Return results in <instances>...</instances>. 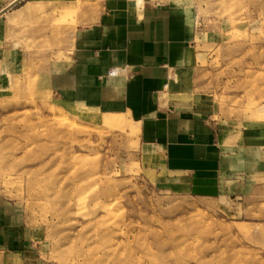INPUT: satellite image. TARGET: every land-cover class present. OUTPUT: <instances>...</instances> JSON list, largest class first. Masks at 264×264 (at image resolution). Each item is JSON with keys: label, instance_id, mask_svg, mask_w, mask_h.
<instances>
[{"label": "rangeland", "instance_id": "obj_1", "mask_svg": "<svg viewBox=\"0 0 264 264\" xmlns=\"http://www.w3.org/2000/svg\"><path fill=\"white\" fill-rule=\"evenodd\" d=\"M187 1L181 87L254 169L204 194L155 175L125 115L38 88L39 54L22 72L1 55L0 264H264V0Z\"/></svg>", "mask_w": 264, "mask_h": 264}, {"label": "crops", "instance_id": "obj_2", "mask_svg": "<svg viewBox=\"0 0 264 264\" xmlns=\"http://www.w3.org/2000/svg\"><path fill=\"white\" fill-rule=\"evenodd\" d=\"M14 1L0 0V10ZM77 1L22 0L1 15L0 56L9 68L25 71L29 56L39 54L38 88L63 102L125 115L145 166L155 175L191 179L189 189L201 194L217 189L221 176L254 169L251 150L235 148L230 138L222 143L205 106L196 96L186 99L181 87L194 4Z\"/></svg>", "mask_w": 264, "mask_h": 264}, {"label": "bare ground", "instance_id": "obj_3", "mask_svg": "<svg viewBox=\"0 0 264 264\" xmlns=\"http://www.w3.org/2000/svg\"><path fill=\"white\" fill-rule=\"evenodd\" d=\"M21 1L22 0H15L13 3L9 4L8 6L3 8L2 10H0V16L3 15L4 13H6L8 10L12 9L16 4H18ZM112 74H113V72H112Z\"/></svg>", "mask_w": 264, "mask_h": 264}]
</instances>
